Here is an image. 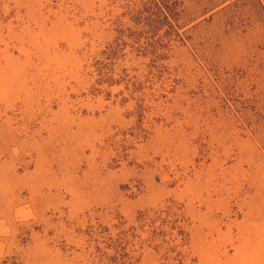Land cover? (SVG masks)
<instances>
[{
    "label": "rangeland",
    "instance_id": "374dc122",
    "mask_svg": "<svg viewBox=\"0 0 264 264\" xmlns=\"http://www.w3.org/2000/svg\"><path fill=\"white\" fill-rule=\"evenodd\" d=\"M145 1L0 0V264H100L89 231L169 206L182 264H264V0H180L163 59L126 49L138 124L94 66Z\"/></svg>",
    "mask_w": 264,
    "mask_h": 264
},
{
    "label": "trees",
    "instance_id": "16d2710c",
    "mask_svg": "<svg viewBox=\"0 0 264 264\" xmlns=\"http://www.w3.org/2000/svg\"><path fill=\"white\" fill-rule=\"evenodd\" d=\"M181 8L180 0H146L134 11L132 22L138 31L129 32L132 36L129 40L130 44L127 42L128 36H123L126 42L117 39L107 45L99 54V59L95 61L94 71L97 74V79L93 89L104 87L109 91L112 87L121 86L123 88L121 94L126 95L123 98V103L135 102L138 124L142 123L146 113L143 93L139 90L138 82L132 81L125 70L115 74L116 64L124 59V52L129 48L150 62L155 59H163L167 50H163L160 54L157 53L159 51L153 45V41L160 35L168 36L169 33L172 34L168 38L170 41H173L174 37L181 41L178 34ZM120 33L125 35L124 31ZM130 45L131 47H129ZM115 75H117V79L114 78ZM106 95L109 97V93ZM136 223V226L128 229H125L123 223L114 226L117 231L114 237L106 227L89 231L88 236L92 239L95 235L106 236L108 243L103 248L105 253L99 247L95 248L96 253L105 258V262H100V264H138L141 255L133 261L131 255L144 250V248L159 257L162 264L169 262L182 264L183 255L180 248L188 245L189 234L187 220L180 210L169 206L140 214ZM131 248L132 251H129ZM135 248L137 250H134Z\"/></svg>",
    "mask_w": 264,
    "mask_h": 264
}]
</instances>
